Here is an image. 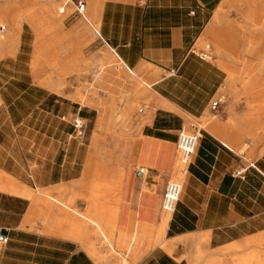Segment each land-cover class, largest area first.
Listing matches in <instances>:
<instances>
[{"label":"crops","instance_id":"crops-1","mask_svg":"<svg viewBox=\"0 0 264 264\" xmlns=\"http://www.w3.org/2000/svg\"><path fill=\"white\" fill-rule=\"evenodd\" d=\"M28 1L0 0L10 24L0 48L7 55L0 60V173L34 192L27 198L0 190V236L8 240L0 264H98L88 251L99 247L97 225L135 264H264V154L247 160L245 117L230 121L223 103L222 120L201 132L160 236L185 117L201 118L226 79L193 50L223 0H68L60 13L73 11L64 21L54 16L62 0ZM79 2L85 17L76 12ZM94 38L89 48L110 49L100 59L99 83L111 73L133 84L132 99L150 95L125 142L107 132L103 110L81 105L74 99L81 93L51 76L41 79L37 56L32 61L36 48L68 49ZM131 76L150 81L152 93ZM76 119L83 138L74 136Z\"/></svg>","mask_w":264,"mask_h":264},{"label":"rangeland","instance_id":"rangeland-1","mask_svg":"<svg viewBox=\"0 0 264 264\" xmlns=\"http://www.w3.org/2000/svg\"><path fill=\"white\" fill-rule=\"evenodd\" d=\"M255 1L223 0L220 7L215 10L211 27L201 37L202 39L199 42L200 48L196 42L193 49L197 55L217 64L219 68H221L220 65L222 63H231L233 66L232 72L223 71L226 79L214 100L220 98L224 106H229L230 121H243V117H245L246 120L245 122L243 121L245 128L241 130L244 134V143L241 146H244L245 143L249 144V147L247 146L248 148L243 151L246 153L248 161H252L256 157L264 154V107L261 106V100L264 98V85L252 82L251 77L245 74L244 58L252 63L253 66L257 64V60L251 57H245V50L243 49H246V43L244 42L241 29L243 24L241 13L245 9L251 8L252 10H258L264 8V5L259 3V1H256V4H254ZM67 2L68 0H62L55 7L54 16L60 21L67 19L73 11V9H65L64 14L60 13V9ZM0 23L7 28V31L4 33L0 32V41L5 42L8 40L10 24L5 17L3 6L0 9ZM95 28L97 27L95 26ZM89 29L94 30L93 27H89ZM216 38L220 40L218 44L216 43ZM96 39H82L75 43L76 46L73 45L75 47L68 49L36 48L33 50L32 61L37 56L39 65L37 72L41 79L51 76L63 84V90L68 89L70 92L81 93L86 99L85 103L77 101L81 105L103 110V115L108 118L110 125L107 132L112 134L113 137L118 138L119 141L125 142L127 139H131L133 132L136 131L133 126L134 122L138 120L140 113L147 111V108L151 105V101L148 98L150 95L139 97L136 100L132 99L128 94L133 84L129 83L127 79L117 77L111 73L105 75L106 80L103 85L99 83V78L101 77L100 72L104 67L101 66L100 59L106 49H110L106 45H104V48H89ZM233 51L239 52L240 61L233 62L227 57L231 56ZM16 52L17 49L12 55H15ZM111 53L115 58V62L117 64L121 63L112 51ZM6 56L0 55V60ZM30 70L34 77L32 65ZM131 77L139 82L141 87L146 88L152 93L151 89L147 86V84L151 85L150 81L142 77L143 80H139L137 77ZM259 77L264 78V75H259ZM34 81L39 84L35 78ZM248 84V89H244ZM68 97L73 100L71 95H68ZM211 105L201 118L185 117L187 124L186 132H203L204 129H207L205 126L208 123H219L222 120L223 108L220 107L219 113H213L211 111ZM236 150L242 152L239 149ZM176 169L177 167H175V172ZM172 180H178L184 183L185 178L174 175ZM17 182L22 185V182L18 180ZM164 215L163 213L162 216ZM167 217L168 219L169 217L171 218V214H167ZM135 238L136 236H133L132 239L135 240ZM1 246L3 244H0V248ZM98 250L102 252L107 251L105 248H99ZM125 252L126 254L128 253L126 257L117 251H111L113 258L106 264H135L136 260L129 251L127 249L122 251L123 254Z\"/></svg>","mask_w":264,"mask_h":264},{"label":"bare ground","instance_id":"bare-ground-1","mask_svg":"<svg viewBox=\"0 0 264 264\" xmlns=\"http://www.w3.org/2000/svg\"><path fill=\"white\" fill-rule=\"evenodd\" d=\"M259 3L264 5V0H256ZM256 1L254 4H256ZM251 7V6H250ZM241 18L243 19L242 24V35L244 38V42L246 49L245 50V57H251L257 60V64L253 66L248 60H243L245 62V74H248L251 77L252 82H256L260 85H264V78L259 77V75H264V8L258 10H252L251 8L245 9L241 13ZM217 39V44L219 43V38ZM4 41H0V48L3 46ZM227 55V54H226ZM233 62L240 61V54L239 52H232L231 56H227ZM220 67L227 72H232L233 66L231 63H222ZM36 68V67H35ZM44 85H47L55 90H59L62 85H55L51 82H46L45 80L41 81ZM42 85V84H41ZM249 84L244 87V89H248ZM61 90V89H60ZM75 100L85 101L86 99L80 95L76 94L74 96ZM261 106L264 107V98L261 100ZM246 120V119H245ZM183 183V182H182ZM0 190L13 193L19 196L33 198L34 192H32L29 188H26L13 179L5 176L4 174L0 173ZM73 218L72 216H70ZM168 217L163 220L161 229H160V236L164 233V230L167 226ZM99 228L100 234L97 236L99 239V247L98 248H105L107 251L102 252L99 251L96 246H92L88 249L89 253L92 257L97 261L98 264H106L110 262L113 258L111 251H115L113 238L109 236L108 232L103 228L101 225H97ZM108 252V254H107ZM124 264V263H122Z\"/></svg>","mask_w":264,"mask_h":264},{"label":"built area","instance_id":"built-area-1","mask_svg":"<svg viewBox=\"0 0 264 264\" xmlns=\"http://www.w3.org/2000/svg\"><path fill=\"white\" fill-rule=\"evenodd\" d=\"M66 7V5L64 6ZM76 12L82 17H85V3L79 2L76 5ZM65 10L61 11L64 14ZM6 26L0 23V32L6 31ZM222 100L217 98L211 105V111L218 113ZM74 136L77 138H83L85 135L84 123L80 119L74 121ZM201 138V132L188 133L185 129L181 130L178 135L177 149H178V162L175 175L185 178L188 175L189 166L196 153ZM183 194V183L178 180H170L165 187V191L162 198L161 209L165 213L173 214ZM2 237V236H1ZM7 238L2 237L0 242L4 245L7 243Z\"/></svg>","mask_w":264,"mask_h":264},{"label":"water","instance_id":"water-1","mask_svg":"<svg viewBox=\"0 0 264 264\" xmlns=\"http://www.w3.org/2000/svg\"><path fill=\"white\" fill-rule=\"evenodd\" d=\"M2 237L0 236V239H1Z\"/></svg>","mask_w":264,"mask_h":264}]
</instances>
